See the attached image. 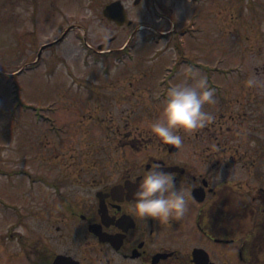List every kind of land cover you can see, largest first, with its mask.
Wrapping results in <instances>:
<instances>
[{
  "label": "rangeland",
  "instance_id": "374dc122",
  "mask_svg": "<svg viewBox=\"0 0 264 264\" xmlns=\"http://www.w3.org/2000/svg\"><path fill=\"white\" fill-rule=\"evenodd\" d=\"M113 1L0 0V264H24L7 257L19 250L10 235L48 239L45 210L76 189L78 165L105 160L119 131L153 137L148 122L187 65L216 89L204 108L212 135L238 149L242 203L264 188L251 175L264 174V0H120L124 26L103 16ZM258 219H242L241 240Z\"/></svg>",
  "mask_w": 264,
  "mask_h": 264
},
{
  "label": "flooded vegetation",
  "instance_id": "af4514ba",
  "mask_svg": "<svg viewBox=\"0 0 264 264\" xmlns=\"http://www.w3.org/2000/svg\"><path fill=\"white\" fill-rule=\"evenodd\" d=\"M214 126L212 120L203 131L193 130L186 135L191 141L180 146L154 136L144 143L119 131L115 143L104 145L105 160L70 172L76 176L73 192L64 194L59 186L56 203L45 210L48 239L10 235L19 250L8 244L7 257L24 264H264V242L255 240L264 237V188L251 204L242 203L238 149L212 135ZM200 134L204 139L198 140ZM154 161L191 189L188 211L168 223L130 210L140 175ZM257 173L264 179L259 171L251 172L254 179ZM245 216L259 219L241 240Z\"/></svg>",
  "mask_w": 264,
  "mask_h": 264
},
{
  "label": "clouds",
  "instance_id": "9594fccd",
  "mask_svg": "<svg viewBox=\"0 0 264 264\" xmlns=\"http://www.w3.org/2000/svg\"><path fill=\"white\" fill-rule=\"evenodd\" d=\"M185 72L188 78L167 87L159 115L148 122L151 134L164 144L180 146L184 142L181 132L190 133L215 119L204 108L216 102V89L210 86L208 76L194 65H187ZM247 83L254 86L257 81L249 79ZM132 195L130 210L135 216L168 223L188 211L191 189L187 183L178 185L176 174L154 161L143 169Z\"/></svg>",
  "mask_w": 264,
  "mask_h": 264
},
{
  "label": "water",
  "instance_id": "95a60500",
  "mask_svg": "<svg viewBox=\"0 0 264 264\" xmlns=\"http://www.w3.org/2000/svg\"><path fill=\"white\" fill-rule=\"evenodd\" d=\"M139 0H136V3ZM103 15L105 18H107L108 20L114 22L117 26H122L125 24V22L127 21V13L126 10L123 6V4L117 0V1H113L110 4L106 5L103 9ZM128 25L131 24V21H128L127 23ZM65 35H63L61 37V39L64 37ZM57 42V41H55ZM46 47L43 46L42 49H44ZM101 48V47H100ZM41 49V50H42ZM41 54V51L39 53V56Z\"/></svg>",
  "mask_w": 264,
  "mask_h": 264
}]
</instances>
